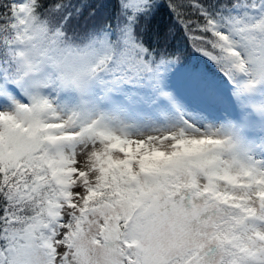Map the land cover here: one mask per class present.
<instances>
[{"label":"snow or ice","instance_id":"snow-or-ice-1","mask_svg":"<svg viewBox=\"0 0 264 264\" xmlns=\"http://www.w3.org/2000/svg\"><path fill=\"white\" fill-rule=\"evenodd\" d=\"M103 7L0 0V264H264V0Z\"/></svg>","mask_w":264,"mask_h":264},{"label":"trees","instance_id":"trees-1","mask_svg":"<svg viewBox=\"0 0 264 264\" xmlns=\"http://www.w3.org/2000/svg\"><path fill=\"white\" fill-rule=\"evenodd\" d=\"M94 2L97 5H99V3H103L105 5L103 8H98V18L103 19L115 13L114 4L116 0H94ZM164 2L166 3V0H164ZM73 3H77V0H73ZM85 15H87V13H85ZM172 25L173 19L169 13V10L163 6L150 21L151 31L159 30L161 33L166 32ZM172 43L182 48L185 46V41L179 32H176L175 39L172 41ZM187 62L199 65L209 72H215L214 67L202 57H199L197 54L189 53L187 56Z\"/></svg>","mask_w":264,"mask_h":264}]
</instances>
